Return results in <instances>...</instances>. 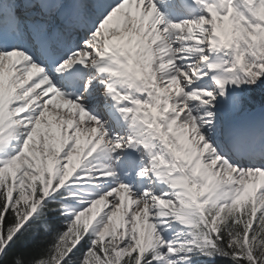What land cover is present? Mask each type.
<instances>
[{"label":"snow or ice","instance_id":"1","mask_svg":"<svg viewBox=\"0 0 264 264\" xmlns=\"http://www.w3.org/2000/svg\"><path fill=\"white\" fill-rule=\"evenodd\" d=\"M0 264H264V0H0Z\"/></svg>","mask_w":264,"mask_h":264}]
</instances>
